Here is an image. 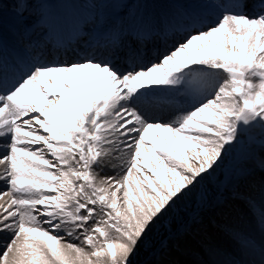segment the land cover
<instances>
[{
    "label": "snow or ice",
    "instance_id": "obj_1",
    "mask_svg": "<svg viewBox=\"0 0 264 264\" xmlns=\"http://www.w3.org/2000/svg\"><path fill=\"white\" fill-rule=\"evenodd\" d=\"M46 2L11 0L10 49L0 0V264H133L170 216L180 264L209 211L195 264H264V0H88L67 39Z\"/></svg>",
    "mask_w": 264,
    "mask_h": 264
},
{
    "label": "rangeland",
    "instance_id": "obj_2",
    "mask_svg": "<svg viewBox=\"0 0 264 264\" xmlns=\"http://www.w3.org/2000/svg\"><path fill=\"white\" fill-rule=\"evenodd\" d=\"M88 1V0H85ZM147 3L150 2L151 7L153 6L150 11L152 12H158L159 9H162L167 12L169 11L168 8L172 6L171 8L175 7V4L173 3H183L177 1V0H144ZM168 1V2H167ZM165 2V3H164ZM171 3V5H170ZM185 3V2H184ZM188 3V2H187ZM86 7V5H84ZM88 7V6H87ZM159 7V8H158ZM91 9V7H88ZM10 9V10H9ZM159 13V12H158ZM2 31L6 39L7 45H9L10 49L12 47H19V42L15 41L17 39L15 29H16V18L13 14V8L12 7H5L2 13ZM9 22V23H8ZM5 25H9V29L5 28ZM12 29V30H11ZM15 41V42H14ZM219 175V173H218ZM214 182V180H213ZM259 186L256 185V191L253 193V195L259 196ZM187 203L181 204L180 207L177 209L178 216L176 217L177 224L180 220H186L190 217L191 214H193L197 209V204L194 203L192 198L187 199ZM242 212V207L240 205H236V213ZM212 211H209L208 214L204 217L203 226L199 230V236L198 238L194 239L197 243L201 244L202 240L204 239L205 235H216L217 234V228L214 226H219L222 223V220L218 217L214 219L213 216H211ZM235 216V213H234ZM173 220V217H168L167 220H165L163 223H160L157 225V229L154 233V235L148 239V241L143 242L137 252V254L133 257V264H155V260L159 257L155 254L157 249L159 248L160 242L162 240L167 239L170 236V225L169 222ZM183 237V236H182ZM178 237L177 240H174V243H177L178 239L182 238ZM189 243L187 244V246ZM186 246V247H187ZM195 247V245H193ZM192 246H188L187 248H191ZM179 248V247H178ZM195 252V251H194ZM176 254L175 260L179 261L180 264H195V261L198 259V252H196L194 256H188L184 254L183 252H174ZM178 257L180 260H178Z\"/></svg>",
    "mask_w": 264,
    "mask_h": 264
},
{
    "label": "bare ground",
    "instance_id": "obj_3",
    "mask_svg": "<svg viewBox=\"0 0 264 264\" xmlns=\"http://www.w3.org/2000/svg\"><path fill=\"white\" fill-rule=\"evenodd\" d=\"M177 1L182 2L183 0H177ZM4 2L8 3L12 7L11 0H4ZM133 2H136V0H133ZM141 2H142V0H141ZM184 2L185 3L188 2L190 4H195V5H200V6H202V10H204V11H206L208 13L211 12L210 7H208L207 5L203 4V0H184ZM172 4H174L173 1H172ZM84 5H86V7ZM170 5H171V3H170ZM87 6L91 7V9L88 8ZM42 7L45 10H48L51 13H53L55 18L57 20H59L66 27L65 30L62 31L60 33L59 37H57V38H61L62 36H63V38H67L68 34H69L67 28H70L72 26V24L76 20H78L82 15L87 14L89 12H94L96 10L103 9L106 6L103 5V4L89 3L88 1H85V0H47V2L44 3ZM171 7L172 6H170V8ZM176 7H180V5L179 4H175L174 8H176ZM158 12L163 14L166 11H165V9L164 10L159 9ZM5 28L9 29V25H5ZM15 41H18V39H15ZM5 43H6V39H5ZM159 44H160V42L158 43V45ZM6 45H7V43H6ZM152 47H153V45L151 46V48ZM151 48H149V49H151ZM0 167H2V166H0ZM4 187L5 186L3 185V183L0 182V191H2L4 189ZM5 199H7V198H5ZM0 202H3V201H0ZM187 202L188 201L186 200L182 204H185ZM218 215H219L218 213H214V212L211 213V216H213L214 219L216 217H218ZM157 225L147 234L144 242L148 241V239L151 238L154 235V233H155V231L157 229ZM214 227L217 228V226H214ZM198 234H199V230L197 229L195 231H190L187 235H184L182 238L178 239L177 242L179 244V248H177L175 252H183L184 254H186L188 256L196 255L197 254L196 252H199L200 244L197 243L194 239L198 238V236L200 235V234L199 235ZM188 243H189L188 246H192L191 248H187L188 247L187 246ZM193 245H195V247ZM172 258L173 259L177 258L175 253H173V257ZM178 260H180L179 257H178Z\"/></svg>",
    "mask_w": 264,
    "mask_h": 264
}]
</instances>
